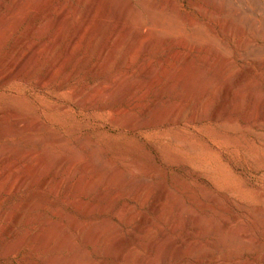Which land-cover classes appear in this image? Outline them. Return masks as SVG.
Wrapping results in <instances>:
<instances>
[{
  "label": "rangeland",
  "instance_id": "374dc122",
  "mask_svg": "<svg viewBox=\"0 0 264 264\" xmlns=\"http://www.w3.org/2000/svg\"><path fill=\"white\" fill-rule=\"evenodd\" d=\"M45 1L38 0L40 4H36L44 9L50 5L53 12L69 11L73 18L75 0H50L53 3L48 5ZM103 1L101 5L94 3L100 16H92L91 21L97 24V31L85 33L89 59L75 67L62 97L53 96L51 84H47L43 97L35 96L30 84L23 80L30 75L27 65L16 71L20 79L0 88V133L4 135V131L11 130L13 112L26 120H43L44 127L33 133L34 144L41 142L52 150L53 160L73 155L83 163L91 152L100 161L113 158L128 178L122 179L118 186L119 195H123L112 204L108 203L110 197L97 199L100 190L97 186L84 196L78 188L67 195V184L79 177L80 163L70 173H64L54 163L47 171L38 168L33 170L29 185L16 194L2 195L5 186L1 184V210L29 197L31 190L37 192L33 198L37 208L16 226V236L28 230L26 218L35 216L45 221L50 218L51 223L56 221L53 227L59 223L63 231H74L72 226L77 222L85 230L101 232L104 238L110 235L107 242L101 241V247L108 253L105 251L107 256L103 253L98 264H146L144 258L149 264H264V0H113L104 4ZM13 2L0 0V25L11 23L9 26L13 28L0 47L2 74H9L11 68L2 67L1 62L7 57L16 58V53L8 54L15 42L26 37L28 42L48 41L52 31L49 21H44L40 25L43 35L38 33L40 29L31 36L25 35V27L29 23L31 27L35 20L30 13L13 19ZM115 10L124 12L132 24L130 29L122 30L116 25ZM136 18L152 28L146 33L147 44L136 35L139 22ZM155 26L157 29H153ZM160 26L164 30L162 36L158 32ZM171 31H176L175 35ZM111 33L122 36L120 45L112 52L114 63L106 66L104 75L99 77L91 70V63L96 56H103L102 44ZM194 40L198 44L194 45ZM137 41L140 43L133 51L131 68L136 71L142 60L146 65L141 73L133 74L134 95L130 99L122 93L105 96L104 88L102 91L99 87L101 81L120 71L122 56ZM58 43L51 58L63 51L61 42ZM219 58L225 63L222 72L218 69ZM45 61L32 74L33 81L45 69L47 58ZM141 79L147 80V85L137 88ZM60 82L58 76L55 83ZM94 86L99 87V92L92 98L79 101L75 96ZM203 87L208 89L207 96L200 99ZM25 93H31L34 100L27 99ZM65 103L67 109L60 111L59 107ZM37 104H45L46 115H42ZM6 134L0 136V145L20 141V147L33 146L23 133ZM4 148H0L3 158L0 173L16 158L14 153L5 156ZM7 162L10 163L6 167ZM21 170L26 171L27 167L23 165ZM45 177L48 183L42 189L40 183ZM60 178L63 182L57 188L54 185ZM80 202L96 206L89 215H83ZM58 212L62 214L57 215ZM153 240L154 248L150 245ZM75 241L80 243L79 238ZM192 244L197 247L191 249ZM93 247L89 245L87 249ZM26 251V244H22L18 255L10 260L0 257V264H25ZM36 260L37 264H46L40 255Z\"/></svg>",
  "mask_w": 264,
  "mask_h": 264
},
{
  "label": "bare ground",
  "instance_id": "6f19581e",
  "mask_svg": "<svg viewBox=\"0 0 264 264\" xmlns=\"http://www.w3.org/2000/svg\"><path fill=\"white\" fill-rule=\"evenodd\" d=\"M101 1L102 0H75V4L73 5L74 6L73 7L74 8L73 9V18H70L71 12H69V11L63 12L62 10H60L58 12L54 11L55 12V14H54L53 10H51L50 5L48 7H46L45 9L43 8L44 6L39 7L38 4H36V3H39L38 0H37V2H35V4H34V1L33 2L30 1L31 3H33V4H30L29 0H14L15 3L14 2L13 3L15 4V6H14V14L12 16L13 19L18 20L21 18V16L23 17L24 15L30 13V14H32L31 19L35 20V23L31 27L29 26L30 23L27 25V27H25V29H24L25 32H23L25 35L31 36L32 34H34V32H36L38 29H40V25L44 21H49V24H50L49 27H51L52 31H51V35H49V37L47 39L48 41H46V40L45 41L44 40H33L32 39L30 42H28L26 40V38H27L26 37V38H22V39L18 40L19 42H17V43L15 42L16 44L14 43V46L12 48L10 47L11 50L9 51L8 54L13 55L12 52H14V53H16V55H15L16 58L14 57L15 59H11L10 57H7L6 59H4L1 62V63H3V64H1V66L2 65H6L8 67L10 66L9 68H11V70H10L9 74L8 73L2 74V72H0V74H1L0 75V88H2L4 85L8 84L9 81L11 82L12 80L17 79L18 77H19L18 79H20V76L18 75V73L16 71L21 66H22L21 68H23V66L27 65V67H28L27 70L29 71L30 75L28 77H24L23 80L25 83L30 84V88H32V90L34 91L35 96L37 94H40L43 97V94L45 93V88H46L47 84L48 85L51 84L54 87L53 96H55L56 98L62 97L66 93V85L70 81V79L74 73L75 67L78 65H82L83 62H86L89 59V56L87 55V47L89 44H88V41L85 39V33L88 30H90L92 32L97 31V26H96L97 24H93L92 23L93 21H91V18H93L92 16H94L95 18L100 16L97 13V11H95L94 3L97 2L99 5H101L100 4ZM108 1L112 2L113 0H104L103 4H104V2L109 3ZM49 2L53 3L50 0L45 1V3L47 5ZM45 3H42V4L45 5ZM55 10H58V9H55ZM12 12L13 11H11V13ZM53 14H54V16H53ZM136 16H138V15L136 14ZM135 17H133V18H135ZM114 19H115L116 25H118L120 27V29H122V30L125 28L130 29L132 27V24L128 21V18L124 15V12H122V10L121 11L115 10ZM139 19H141V18H139ZM68 20H70L71 22H70V25L68 27H66L65 24H67ZM136 20H137V18H136ZM137 21H139V20H137ZM144 22L143 21L138 22V27H137L138 34H136V35L139 36L140 42L143 41V43H144V41H145V44H147L148 38L146 37L147 36L146 33L148 31H150V29H152V28H148V24H146ZM157 22H160V21H157ZM10 24L6 23V24H3L4 25L3 26L1 23V25H0V47H1V43L7 39L6 38V37H8L7 35H10L12 32L13 28H11L9 26ZM15 24H17V23H15ZM161 26L159 27L160 30H158V32L159 31L161 32L160 35H159V33H157L155 31L157 33V34L155 33L156 35L162 36L161 34H162V32H164V30L161 28ZM12 27H14V26H12ZM153 29H157L156 26ZM40 30H38V33L41 32L43 35V31L42 30L40 31ZM175 32L171 31V33H173L172 35H175L174 34ZM52 35H53V39H52ZM119 37H120L119 33H111L110 36L106 39V41L103 42L102 48H101V50H102L101 53L103 54V56H96L95 60L92 61V63H91V70L94 72V74L96 76L100 77V76L104 75L106 66H108L111 63L112 64L114 63L115 57L112 55V52H113V50L118 48V46L120 45L118 43V42H120ZM171 37H173V36H171ZM194 38H196V37H194ZM188 39H190V38H188ZM196 40H194L192 43L198 44V42L200 40L199 41L197 40L198 42ZM58 42H61V45L63 46L62 47L63 51H62V53H59L58 55L56 54L57 56L55 55L54 58H51L52 57L51 54H53L54 53L53 51L56 50V49L54 50V48H57V46L60 45ZM140 42L137 41V43H136L137 45H135V46L133 45L132 47L129 46L127 48V51L122 56L123 58L121 61V65H120V61L118 62L120 65V67H119L120 71L115 73L114 75H109V76L107 75L105 77V79L101 81L100 86L97 85L99 87H102V91L104 88L105 96H113L114 94L117 95L119 93H122L123 96L130 99L134 95L135 87L133 85L135 83L133 85H131L132 84L131 82L134 80L133 74L141 73L140 72L141 69L144 70L145 65H146V62L142 60V62L139 63L138 66L136 67L137 68L136 71H134L135 68L134 69L131 68L132 62H133V60H132L133 59L132 58L133 57L132 56L133 51H135L134 49H136V46L139 47L138 43H140ZM56 43H57V45L55 46ZM189 47H191L190 42H189ZM191 48H189V49H191ZM41 57H42V59H41ZM3 58H5V57H3ZM12 58H13V56H12ZM46 58L48 61H47L45 69L41 72L40 75H38V77H36L37 79L35 81H33L32 80V77H33L32 74L34 72H36V69L38 67L40 68V67L44 66V61L46 60ZM222 58L218 59L219 60L218 61L219 62V68L218 69L221 72L223 71L222 69L225 68V63H224V60ZM8 67H6V71L9 70ZM0 71H2V70H0ZM19 71H20V69H19ZM25 72H26V70H25ZM58 76L61 77V82L55 83L56 78ZM142 76H144V75L142 74ZM146 81H145V79L139 80L138 83L136 84V87L137 88L143 87L144 84H146ZM222 85H224V84H222ZM97 86H94L92 89H88V91L87 90H85V91L81 90L80 92L75 93V96H77V99L79 101H86L89 97L92 98L94 96V94L97 95V93L99 92V90H98L99 87H97ZM131 86H133V88H130ZM184 89H186V88H184ZM207 91H208V89H205L203 87V90L200 93V99H203L207 96ZM159 92L162 94L161 91H159ZM185 93H186V91H185ZM25 94L27 95L26 96L27 99H30V101L34 100L31 93H25ZM189 94H191V93H189ZM179 95H181V94H179ZM184 95H186V97H187L188 93H186ZM159 97H161V96H159ZM179 97H181V96H179ZM37 106L39 108H41L42 115L47 114L46 110L48 108L45 106V104H37ZM67 107H68V104H66V103L61 104V106L59 107V110L64 112L67 109ZM173 108L175 109L178 107L176 105ZM56 110L58 111V107H56ZM12 116H13V122L10 125L12 128L8 126L9 128H11V130L9 128H7L9 130H7V132L4 131V133H3L4 135H2V133H0V136H5V134L8 133V131H10V134H13V136H14V134L18 135L20 133H23L25 135V137H24L25 140L28 143H29V141L33 142V146L31 148H28V146L23 148L21 145V147H20L19 146L20 141H17V142H19L18 144L16 143L19 147L15 144V142H14L15 145L14 144L13 145H7V143H5V144L3 143V145H6L5 148L2 147L3 145H0V148H4L3 153H5V156L8 154L9 155L13 154V153H14V155H16L15 160L14 161L12 160L13 161L12 164L11 165L9 164L11 161L7 162L5 164V166L7 164H9V166L8 167L6 166L7 168H5V170H3L2 173H0V191L2 189L1 187L3 185L5 186V188L2 190V193H3V194L1 193L2 195L10 196L12 194H16L20 191L21 188L25 187L26 185H29L27 183L28 182L30 183V180H31V177L33 174V170L35 171L38 168H42L43 170L47 171L51 168L52 163H54L57 165V168L63 169L64 173H70V170L72 168L78 166V164L80 163L77 160L78 156L76 158L73 155H72V157L71 156L67 157V156L61 155L59 158L57 157V160L54 159L55 160L54 161L53 160V154L54 153L52 152V150H49L41 142L34 144L35 139L33 137V133L40 131L44 127L43 120H35V119L32 121L26 120V119H24L25 117L22 118V117H20L21 115L20 116L17 114L15 115L14 112L12 113ZM5 126L7 127V124ZM0 127H2V126H0ZM0 132H1V130H0ZM7 136H9V134ZM27 138L28 139L31 138V140H27ZM31 142H30V144H31ZM9 144H11V143H9ZM24 146H25V144H24ZM0 150H2V149H0ZM96 157L97 156H95V154L91 152L84 161L82 160L83 163L79 164V169L77 170V171H79L78 179H75L74 181L69 182L67 184V190H68L67 195H72L71 192L74 189L78 188L79 194L84 196V194L86 195L85 192L90 190V188L92 189V187L97 186V187H100L99 193L97 195V199L102 200L106 197H110V201L108 203L111 202L110 204H112L113 201H115L117 199V197H119L122 194L121 193L119 195V189H118L119 184H121L120 181L122 179L127 181L128 178L125 177L126 174L124 175L123 171H121L122 170L121 167L115 163L113 158H108L107 160L100 161L101 159L99 160L98 157L97 158ZM2 159L0 158L1 162H2ZM1 162H0V164L3 163V162L2 163ZM23 165L25 167H27L26 171L21 170ZM71 172H73V171H71ZM73 173L75 174V172H73ZM72 177H74V176H72ZM61 180H62L61 178L59 180H57V182L54 186L57 188L59 186H61V184L63 182ZM32 181H33V183L35 182L34 180H32ZM47 183H48V179L45 177L42 180V182L40 183V187L43 189ZM1 184H3V185H1ZM126 184H128V183H126ZM125 186H127V185H125ZM136 187L137 186H134L132 188H136ZM120 188H121V186H120ZM129 190H131V189H129ZM135 190H138V189L136 188ZM49 191H51V190H49ZM132 191L134 192V190H132ZM132 191H131V193H133ZM125 193H129V192L125 191ZM30 194H31L30 196H32L31 198H30V196L26 197V198L22 197V199H20L17 203L15 202L12 205H8V209L1 210V207H0V223H1L0 224V257L2 259L10 260L12 257H15L16 255H18V251L21 248L22 244H26L27 251L25 253V256L23 257V260H24L23 262H25V264H37L36 259H37V257H39V255H40V257H43L45 259L46 264H98V262H99L98 259L103 255V253L106 254V252H107L106 251L107 249H104L101 247L102 246L101 241L102 240L106 241V238L108 239V236H110V235H108V234H107L108 236L104 235V236H107L106 238H104L101 235V232L99 233L97 230H89V229L85 230L82 226L80 227L77 222H74V220L72 221V223L74 222V225L71 223L73 225V226L72 225L71 226L74 228V231L69 232L67 230L63 231L62 227L59 223H56V225L53 227V224H55L54 222H56V221H53V223H51L50 221L52 219L49 220L50 219L49 217H48L49 219H47L45 221L42 219L40 220V219L36 218L35 216H29L25 220V223L29 224L28 230H26V232L24 234L23 233L21 235L17 234V236H16V226L22 221L23 217H25L26 214H29V212H31L37 208L36 202L33 200V198L37 195L36 190H31ZM136 195H137V193H136ZM73 196H75V195H73ZM135 197H137V196H134V198ZM78 199H76V201ZM137 199L138 198H136V200ZM2 202H3L2 196L0 195V205L2 204ZM65 202H67V200ZM87 202H89V201H87ZM75 203L76 202H74V204ZM72 204H73V202H72ZM80 204H83V203L80 202ZM99 204H97V206ZM110 204H108V205H110ZM126 204H127V202H126ZM128 205H130V204H128ZM95 206H93V204H91V203L87 204V205L83 204V215H89L92 212L93 207H95ZM132 206L133 205L131 204L130 207H132ZM80 207L81 206H79V208ZM59 209H57V210L59 211ZM102 209H103V207H102ZM61 212H63V210H61ZM131 213H133V212H131ZM60 214H62V213L58 212L57 215H60ZM132 216L130 215V217H132ZM45 218H47V217H45ZM73 218H75V216ZM129 220H131V218H129ZM127 222H129V221H127ZM91 229H93V228H91ZM103 232H105V231H103ZM114 232H116V231H114ZM109 233L111 234V232H109ZM115 234H117V233H115ZM111 236H114V234H112ZM120 236H123V235H120ZM78 238H79L80 243H76V241H75V239H78ZM112 238L113 237H111V239ZM109 239H110V237H109ZM114 240H116V239H114ZM123 240H124V238H123ZM109 244H112V243H109ZM115 244H116V242H115ZM89 245L94 246L92 250L87 249V247ZM105 245H108V244L106 243ZM113 245H114V242H113ZM129 245H130V243H129ZM150 245H152V247H153L154 245H156V241L153 240L152 244H150ZM216 245H218V244H216ZM111 246L112 245H110V247H109V245H108L109 248H112ZM116 246H117V244H116ZM192 247L193 248H191V249H194L195 247H197V245H193ZM122 248H124V247H122ZM217 248H218V246H217ZM202 249H204V248H202ZM108 251H109V249H108ZM178 251H179V249H178ZM128 254H129V252H128ZM120 255H121V253H120ZM106 256H107V254H106ZM123 256H122V258H124ZM125 258H127V253L125 254ZM162 258H163V256H162ZM144 260H145L146 264L149 262V260L146 258H144ZM154 262L155 261H153L152 263H154Z\"/></svg>",
  "mask_w": 264,
  "mask_h": 264
}]
</instances>
